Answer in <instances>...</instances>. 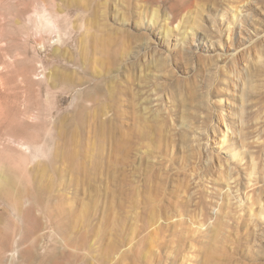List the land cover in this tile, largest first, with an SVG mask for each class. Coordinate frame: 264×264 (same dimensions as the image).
<instances>
[{"label": "rangeland", "instance_id": "obj_1", "mask_svg": "<svg viewBox=\"0 0 264 264\" xmlns=\"http://www.w3.org/2000/svg\"><path fill=\"white\" fill-rule=\"evenodd\" d=\"M44 2L0 0V23L32 16L35 33H55L40 60L69 68L74 90L52 115L69 134L39 243L16 235L0 263L40 264L72 239L85 246L67 248L75 264H264V0H52L54 27ZM4 39L0 61L16 53ZM20 65L10 95L43 146L53 105L18 82ZM30 160L0 152L22 173ZM51 260L70 264L66 251Z\"/></svg>", "mask_w": 264, "mask_h": 264}, {"label": "bare ground", "instance_id": "obj_2", "mask_svg": "<svg viewBox=\"0 0 264 264\" xmlns=\"http://www.w3.org/2000/svg\"><path fill=\"white\" fill-rule=\"evenodd\" d=\"M44 4L45 13L48 17L46 21L50 25L48 27H54L52 0H45ZM8 22V26L14 28L15 33L11 38L9 36V44L5 47L10 45L12 48L13 46L16 48L14 49L16 53L13 57L5 56L0 61V152L10 149L14 154L28 156L31 160L27 163L23 173L19 166H7L0 162V260L3 259L4 253L11 249V243L16 235H20V244L32 241L36 247L39 243L37 234L44 225L43 220L48 216L47 212L50 209L47 205L48 196L55 190L56 167L62 153L65 154L69 134L68 123L62 121L63 117L52 122V115L56 108V97L67 93L69 90H74L69 80V68L65 64L62 67L46 65V59L49 58L48 54L46 59L40 60L41 50H46L51 45L55 33L50 31L43 36L35 33L32 28V16L17 15L16 18ZM8 22L0 23L1 41L4 39H1L4 35L3 29ZM68 41L66 38L60 40V56L56 52L57 48H53L56 56L63 62L67 61L69 53ZM0 43L3 44L4 42ZM20 64L27 66L18 75V82L22 85L31 83L38 95L41 97L44 92L46 94L43 98L45 102L49 106L53 105L52 109L50 108L51 115L48 116L51 120L49 121V135L43 146L38 147L36 142L32 143L26 136L28 135L27 126L37 119V115L30 111L27 105L14 101L10 95L12 93L7 79ZM48 69L50 70L49 73H47ZM24 103L26 104V102ZM41 104L43 103L41 102ZM225 127L228 129L226 130L227 133L229 125L225 124ZM56 229L63 237L69 234L68 230L59 225H56ZM59 243L57 240L52 242L48 254L39 259L40 264H52L53 255L60 254L62 251L67 252L70 264L83 260V254H71L67 248L76 247L77 251H80L85 249L84 244L74 242L72 239H69L66 245ZM33 245H30L31 247L26 250V254H28L26 256L37 261L36 256L31 254ZM1 261L3 263L4 260Z\"/></svg>", "mask_w": 264, "mask_h": 264}]
</instances>
